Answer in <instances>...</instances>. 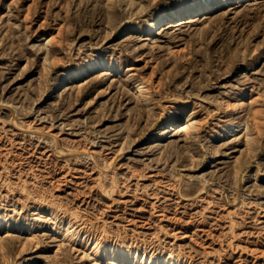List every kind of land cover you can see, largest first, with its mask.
Instances as JSON below:
<instances>
[{
  "label": "rangeland",
  "instance_id": "374dc122",
  "mask_svg": "<svg viewBox=\"0 0 264 264\" xmlns=\"http://www.w3.org/2000/svg\"><path fill=\"white\" fill-rule=\"evenodd\" d=\"M112 248L264 264V0H0V264Z\"/></svg>",
  "mask_w": 264,
  "mask_h": 264
},
{
  "label": "bare ground",
  "instance_id": "6f19581e",
  "mask_svg": "<svg viewBox=\"0 0 264 264\" xmlns=\"http://www.w3.org/2000/svg\"><path fill=\"white\" fill-rule=\"evenodd\" d=\"M215 4L214 3H209L207 6H195L189 10H184V11H179L176 12L173 16L167 17V16H162L159 19H157L153 25H155L153 27V31L156 29V27L161 28V26L165 23V22H171V21H177V20H182L184 18L187 17H191L194 15H199L201 13H205V12H209L212 11L214 9ZM169 24V23H168ZM94 66V65H93ZM104 69V68H103ZM91 70V69H90ZM228 106V105H227ZM237 108L234 109V111H236ZM254 112V111H253ZM185 120V119H184ZM176 123V122H175ZM180 124V123H179ZM185 127L187 128H193V123L192 122H188L187 124H184ZM176 126H173L172 128H174ZM184 127V128H185ZM191 130V129H190ZM69 227V226H68ZM68 232V231H67ZM89 243V242H88ZM84 244V243H83ZM108 251V250H107ZM110 255L116 259V261H118L121 264H131L130 263V258L128 257V255H123L122 257H119V250L116 249H110L109 250ZM130 253V252H129ZM137 255V254H136ZM136 257V256H135ZM133 264V263H132ZM169 264V263H168Z\"/></svg>",
  "mask_w": 264,
  "mask_h": 264
}]
</instances>
